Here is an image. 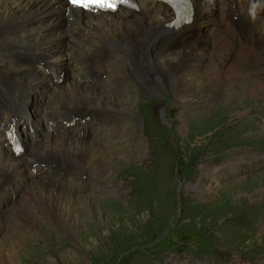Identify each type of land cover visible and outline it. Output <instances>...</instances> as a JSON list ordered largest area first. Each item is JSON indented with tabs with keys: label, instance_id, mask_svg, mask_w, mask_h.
I'll return each instance as SVG.
<instances>
[{
	"label": "rangeland",
	"instance_id": "1",
	"mask_svg": "<svg viewBox=\"0 0 264 264\" xmlns=\"http://www.w3.org/2000/svg\"><path fill=\"white\" fill-rule=\"evenodd\" d=\"M55 20L59 21L60 17ZM211 27L212 23L207 21L202 30L216 39L219 33L213 35L215 31ZM113 31L107 27L96 30L97 34ZM13 44L22 50L18 42ZM210 45L207 42L206 47L197 50L195 59L199 71L194 69L193 76L185 71L191 89H187L184 105L178 104L181 96L174 87L171 92L162 77L160 83L157 82L156 92L147 88L152 92L148 94L135 90L132 83L117 87L114 80L108 84L109 89H96L88 80L68 78L70 65L67 64L66 71L56 77L55 69L51 67L48 75L37 68L47 84L41 80V86L39 83L30 85V91L25 94V101L32 98L31 113L38 115L40 120L31 121L30 132L33 133L26 134L28 141L44 140L39 139L44 133L58 132L60 128L69 138L68 144L73 146L80 143L89 148L108 140L102 132L95 134L88 125L80 126L86 129L83 132L78 125L66 127L63 123V127H59L56 120L49 124L45 120L46 110L42 109L46 99H51L47 95L49 89H57L69 97L71 86L82 89V96L85 93L97 98L119 99L121 96L115 102L130 107L133 115L125 113L120 125L110 126L119 132L114 140L110 136L109 145L112 146L108 150L111 154L102 160V166H105L102 172L95 166L87 168L96 178L94 183L102 182L104 190L94 183L85 185L86 189L69 190L71 196L82 199L79 209L73 210L74 215H67L75 236H68L64 230L54 228L38 217L39 233L30 231L24 234L21 242L13 241L20 253L19 264H264V234L257 231L259 226H264V155L252 153H264V92L258 90L254 100L248 93L256 86L255 82L264 85V76L250 72V79L242 80L240 92L236 85L235 92L222 90L218 93L215 80L212 79L210 84L208 78L203 80V70L214 67L218 58L225 56L224 50L228 47H222V52L216 55ZM11 59L0 55L2 82H10L1 76L5 73L2 69L9 72L10 65L15 64ZM141 62V68L146 73L151 72V66L144 64L146 61ZM61 78V83L54 82ZM208 88L210 91H204ZM182 119L187 120L183 131L180 130L184 126ZM204 123L207 125L202 127ZM153 126L157 136L149 139L158 140L149 145L142 134L153 133ZM137 138L147 148L146 160L151 163L148 166L142 165V160L136 159L133 152L131 141ZM151 154L156 160L154 164ZM90 162L85 160L84 165L88 166ZM234 165H238V172H227L229 166ZM33 167L32 173H28L30 180L37 174ZM21 178L12 186L6 202L1 203L0 236L9 230L11 222L14 230H10L15 232L16 214H11L13 217L10 216L8 223L6 218L7 212H13L16 205L35 213L30 196L25 194L21 199V194L26 189L28 193L32 183L21 181ZM64 189L66 191L68 187ZM135 192L137 197L133 198ZM65 226L64 223V229Z\"/></svg>",
	"mask_w": 264,
	"mask_h": 264
},
{
	"label": "bare ground",
	"instance_id": "2",
	"mask_svg": "<svg viewBox=\"0 0 264 264\" xmlns=\"http://www.w3.org/2000/svg\"><path fill=\"white\" fill-rule=\"evenodd\" d=\"M134 1L137 3V10H118L109 16H93L68 7L64 0H0V55H6L15 62L10 65L9 72L2 69L5 73L1 77L9 79L10 82L0 81V90H5L13 99L25 102V94L30 91V85L36 86L38 83L42 85L41 80L44 76L36 70L45 59L58 63V65H50L53 70L55 69V72L53 71L55 77L59 76L60 72H65L67 65H71L74 61L86 73L93 70L100 73L108 72L121 86L126 87L128 83H132L135 90L146 91L148 94L152 92L146 90L147 88L156 92L157 82L166 79L169 90L172 92L174 87L178 96H181L178 98V104L184 105L187 89H191L185 71H189V75L192 76L196 71L194 69L199 71V63L196 62L195 56L200 47L207 46V42L211 43L209 47L216 55L222 52V47L225 49L228 47L224 50L225 56L219 57L214 67L208 66L203 70L205 73L203 80L208 78L209 84L215 80L218 93L222 90L235 92L237 87L240 92L242 82L250 79V72L264 76V0H191L192 22L177 29L168 26L173 14L161 3L154 0ZM57 16L60 17L59 21L55 20ZM207 21L212 23L211 29L215 31L212 34L219 33L216 39L202 30V26ZM57 24L60 26L58 27ZM105 27L114 31L97 34V29ZM15 41L23 47L22 50L13 47ZM29 57H39L43 60L31 59L27 64L26 60ZM142 60L147 62L144 64L151 66V72L146 73L144 68H141ZM30 72H34L36 76H30ZM13 73H20L28 78L22 84V89L14 85L11 78ZM92 75L98 78L96 73ZM104 82L102 85H105ZM20 84L18 83V86ZM255 84L251 92L250 90L248 92L252 100L258 96V90L264 92L262 83L255 82ZM203 86L201 83L200 89ZM71 88L70 97L59 93L57 89L47 90L51 102H46L45 120L49 124L53 120L57 121L59 127H63V122L74 123L72 127L78 125V129L85 132L86 129L82 128L85 123L81 121L85 116L89 117L88 122L93 120L99 124L116 125L121 123V116L125 113L133 115L129 110L130 107L115 102L119 101L121 96L118 97L119 99L89 97L86 93L82 96V89L75 86ZM196 89L200 91L197 86ZM209 89L204 91H210ZM78 107L88 110L82 111ZM0 112H3L1 108ZM79 116L82 118H77ZM182 123L184 126L180 130L183 131L187 120L182 119ZM207 124L204 123L202 127ZM84 126L86 127V124ZM154 126L153 133L142 134L149 145L157 143L158 140L149 139L150 136H157ZM61 131L60 128L58 132L52 130L44 133L39 138L44 140L38 141H28L25 135L26 153L21 157L9 152L0 143V185L7 182L13 186L20 182L21 176V181L32 183L28 193L26 189L25 193L21 194V199L25 194L30 196L35 211L32 213L16 205L13 212H7L6 222L8 223L13 217L11 214L14 213L17 216V226L15 232H11L10 229L14 230L11 222L10 225L8 224L9 230L0 236V264H19L20 253L13 241L21 242L24 234L30 231L39 233L41 225L37 222L39 220H36L38 217L54 228L64 230L68 236L76 234L72 232L75 229L72 230L67 215H74L73 210L79 209L82 199L71 196L70 192L86 189V186L82 185V174L88 167L95 166L98 172H102L105 167L102 166V160L105 161L111 154L108 149H111L112 145H109L111 140L108 136L109 139L104 143L93 144L89 148L81 146L80 143L73 146L68 144L69 138ZM131 143L136 159L142 160V165L151 164L146 160L148 156L145 153L147 148L144 143L138 138ZM134 154L131 153L132 158ZM151 158L154 164L156 160L153 154ZM85 160L91 161L88 166L84 165ZM41 164H44V168H40ZM32 165L35 166L37 174L35 179L30 180L26 170ZM45 168L51 175L62 173L65 187L47 184L46 181L53 176H50ZM5 171L8 172L7 175L1 174ZM92 179L96 180L95 177ZM71 180H74L76 186L69 185ZM94 185L100 188L104 186L102 182L97 181ZM66 186L68 189L65 191ZM89 191H92V188ZM135 197H137L136 192L133 198ZM28 205L29 203L26 202L29 210ZM63 222L66 224L65 229ZM257 231L264 234V226H259ZM6 238H9V241Z\"/></svg>",
	"mask_w": 264,
	"mask_h": 264
},
{
	"label": "snow or ice",
	"instance_id": "3",
	"mask_svg": "<svg viewBox=\"0 0 264 264\" xmlns=\"http://www.w3.org/2000/svg\"><path fill=\"white\" fill-rule=\"evenodd\" d=\"M121 2H124V0H121ZM71 3L85 8L93 5L108 8H115L116 6V0H71Z\"/></svg>",
	"mask_w": 264,
	"mask_h": 264
}]
</instances>
